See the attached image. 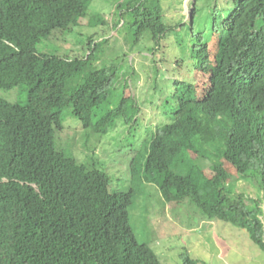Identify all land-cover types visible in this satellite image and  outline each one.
<instances>
[{
    "label": "trees",
    "instance_id": "1",
    "mask_svg": "<svg viewBox=\"0 0 264 264\" xmlns=\"http://www.w3.org/2000/svg\"><path fill=\"white\" fill-rule=\"evenodd\" d=\"M92 1L0 0V89L25 86L29 97L26 105L0 99V264H162L131 226L137 193L113 192L106 172L57 143L58 111L67 106L100 135L140 112L131 95L109 102L112 74L93 67L92 53L107 40L91 37L92 52L83 59L37 51L56 31H72ZM224 1L191 2V25L207 14L208 35L193 51L201 60L193 82H180L171 122L151 136L144 179L165 202L189 199L208 220L246 230L264 252L263 200L234 193L232 181H251L264 192V0ZM117 9L112 27L98 20L109 32L125 16L137 40L149 34L159 42L172 30L162 0H123ZM204 161L212 163L210 173ZM184 264L201 263L187 256Z\"/></svg>",
    "mask_w": 264,
    "mask_h": 264
},
{
    "label": "rangeland",
    "instance_id": "2",
    "mask_svg": "<svg viewBox=\"0 0 264 264\" xmlns=\"http://www.w3.org/2000/svg\"><path fill=\"white\" fill-rule=\"evenodd\" d=\"M122 1L93 0L86 16L72 31L56 32L54 37L38 43L37 51L83 59L92 52L91 37L98 43L107 40L92 53L98 61L93 67L110 70L112 74L109 102L116 106L124 94L131 95L140 112L133 120H118L108 134L100 135L84 130L72 107L67 106L58 111L62 129L57 133V143L79 163L106 172L113 192L137 193L130 208L131 226L138 241L152 248L162 264H184L187 256L201 264H264V252L252 242L246 230L208 220L189 199L167 203L158 186L144 179L145 148L149 147L152 134L157 126L171 122L172 110L182 96L184 85L180 82H193L195 66L201 57L192 54L201 50L206 41L207 14L200 12L191 25V2L195 0H162L165 23L171 32L159 42H154L149 34L137 40V27L131 25L128 16L114 32L98 22L108 20L110 27L117 24L120 19L117 6ZM224 2L219 0L220 4ZM83 77L78 76L75 82L81 83ZM0 99L22 105L29 103L25 86L0 89ZM50 114H55V110ZM200 154L206 152L202 150ZM211 164L202 162L208 173ZM225 166L235 175L230 164ZM232 181L234 193L252 198L260 196L264 209V192L259 194L251 181L237 180L234 176Z\"/></svg>",
    "mask_w": 264,
    "mask_h": 264
},
{
    "label": "clouds",
    "instance_id": "3",
    "mask_svg": "<svg viewBox=\"0 0 264 264\" xmlns=\"http://www.w3.org/2000/svg\"><path fill=\"white\" fill-rule=\"evenodd\" d=\"M56 32H59V31H56ZM56 32H55V33H56ZM55 33H54V34H55ZM50 38H51V37H50ZM42 41H43V40H42ZM151 143H152V141L149 142V145H150ZM146 149L149 150V147L146 146L145 151H146ZM133 167H134V166H133ZM131 175H132V174H131ZM134 177L136 178V175H133V178H134ZM145 181H146V179H145ZM146 182H147V181H146ZM147 183H148V182H147ZM161 195H162V194H161ZM163 200H164V199H163ZM167 203H168V202H167Z\"/></svg>",
    "mask_w": 264,
    "mask_h": 264
},
{
    "label": "bare ground",
    "instance_id": "4",
    "mask_svg": "<svg viewBox=\"0 0 264 264\" xmlns=\"http://www.w3.org/2000/svg\"><path fill=\"white\" fill-rule=\"evenodd\" d=\"M3 90H5V89H3ZM10 90H11V89H10ZM72 113H73V112H72ZM74 116H75V115H74ZM78 120H79V119H78ZM81 125H82V124H81ZM82 127H83V126H82ZM61 129H62V127H61ZM84 130H87V129L84 128ZM87 131H88V130H87ZM84 165H85V164H84ZM90 168H91V167H90Z\"/></svg>",
    "mask_w": 264,
    "mask_h": 264
}]
</instances>
